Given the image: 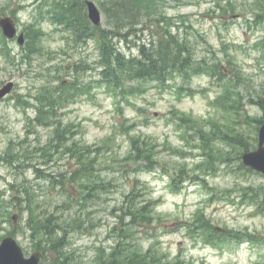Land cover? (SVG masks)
<instances>
[{"label":"rangeland","instance_id":"374dc122","mask_svg":"<svg viewBox=\"0 0 264 264\" xmlns=\"http://www.w3.org/2000/svg\"><path fill=\"white\" fill-rule=\"evenodd\" d=\"M93 1L101 12V27L111 29L103 5L99 0ZM162 1L164 4L154 16L145 11L143 22L150 26L162 17L161 24L182 44L193 48L194 58L206 56L221 63L225 72L234 69L246 73L252 85L243 90L247 98L240 102L241 108L232 106L237 104L233 98L224 99V105L215 104L227 85L216 84L208 73L189 75L184 84L191 89L187 95L177 97L174 88L181 85V80L172 76L170 89L148 83L140 86L139 93L118 92L115 96L96 79L99 68L93 40L87 38V44H77L63 27L36 17L43 0H0V17L10 16L18 28L12 40H5L8 48L0 45V87L8 81L14 83L11 96L0 102V240L11 234L26 256L45 246L32 235L28 218L41 215L43 208L51 212L55 205L71 202L67 194H61L59 185L71 189L65 170L69 171L76 162V150L64 149V145L81 141L98 148L97 167L100 171L109 165L101 176L112 181L114 187L98 191L99 200L93 196L87 200V190L79 187L81 178H77L75 198L79 199L72 200L70 207L63 210L64 218L72 221L66 231L64 250L76 264H109L108 255L118 240L115 230L121 224L119 208L129 189V177L138 178L146 186V194L138 201L150 202L151 224L135 228L141 253L150 249L164 264L177 260L180 264H264V177L238 168L244 150L230 137L238 130L255 136L258 124L253 120L264 117L261 105L252 104L259 101L257 94L264 102V51L258 45L264 24L257 27L253 23L256 16L264 14V0ZM38 21L45 36L38 41L37 50L29 52L26 30L30 23ZM20 33L22 44L17 43ZM144 36L148 40L147 32ZM118 45L126 55L137 54L133 43ZM80 60L88 66L87 70L78 71L86 72L84 76L66 68V64ZM74 79L77 88L87 92L74 96L70 92L58 114L62 124L74 128L75 134L53 148L54 127L38 126L33 119L41 105L39 91L49 85V90L57 95L62 80ZM64 89H68L66 85ZM176 113L186 116L187 123L176 120ZM244 113L250 118L246 123L251 124L241 126ZM225 133L230 135L228 141L224 140ZM131 137L153 142L151 150L153 160L159 162L158 168H144L143 160L130 155ZM212 152L217 154L213 161L216 172L200 169L195 173L198 180L191 179L175 191L176 183L172 181L177 180L178 163L193 168ZM24 154L27 158L30 155L32 161L20 159ZM224 155L225 162L221 159ZM137 165L142 170L132 173V167ZM123 166H127V171H122ZM29 190L39 202L30 207L32 211L28 206ZM15 212L19 215L14 226L10 216ZM198 212L214 227L229 230L231 236L209 243L198 238L189 228ZM76 218L86 226L92 223L93 228H77ZM244 233L254 234L260 241L240 239ZM49 256L52 259L58 255Z\"/></svg>","mask_w":264,"mask_h":264},{"label":"trees","instance_id":"16d2710c","mask_svg":"<svg viewBox=\"0 0 264 264\" xmlns=\"http://www.w3.org/2000/svg\"><path fill=\"white\" fill-rule=\"evenodd\" d=\"M85 0H45L44 3L46 7L40 9L36 17L41 19L50 20L54 24H58L63 27V30L68 31L71 39L74 42L81 44L84 38H91L95 43L97 48V64L96 67L99 68L96 77L97 81L101 83L100 86L108 88L114 92L117 90L121 93H139L140 86H147L148 83H156V85L161 87L168 86V81L170 77L175 75H182L188 82L190 78L189 75H194L198 73H208L216 83L223 82L227 85V89L223 92L222 98H233L236 100L237 104L232 105L233 107L241 108L240 102L247 97L242 89H246L249 86V79L245 74L240 71H235L230 69V71L225 72V68L221 66V63L214 62L211 58L206 56L193 57V48L189 45L182 44L181 41L176 39L175 35L167 29V26H163L162 20L156 19L157 25L159 23L160 27L151 30L148 43L140 42V32L144 30L142 21L146 20L145 11L149 14L158 13V5L162 0H99L103 5V13L107 17V24L111 26V29H105L101 26H92L86 16V11L84 10ZM155 3L149 6L146 3ZM151 15V16H152ZM150 16V17H151ZM257 22H264V14L256 16ZM163 21V22H162ZM256 22V21H255ZM38 23L32 22L29 24V30L27 31V37L29 38L27 49L34 51L38 48L37 38L39 34H43L41 27ZM133 38L135 39L134 45L137 47V54L132 56L125 55L118 46V43H133ZM0 43L6 45L4 38L0 35ZM261 47L264 51V35L261 40ZM67 69L71 70L77 76H84V73H79L78 71L87 70L86 66L82 64V61L74 62L67 65ZM67 90H62L59 88L56 91H50L49 85H45L39 91L40 94V107L37 108L38 113L33 118L34 123L38 126L43 127H54L53 138L54 146L60 145L62 140L69 139L70 136H74V128L69 127L68 124L63 125L58 114V110L63 107L64 102L70 97V90L73 93L85 94L81 88H77L75 79L68 85ZM242 88L241 91L238 90ZM185 91V90H184ZM229 91V92H228ZM87 92V91H86ZM180 91H177V93ZM235 96L238 98H235ZM260 102V103H259ZM259 102L264 110V102L259 98ZM224 101L221 99L217 106L224 105ZM263 104V105H262ZM174 113V112H173ZM177 120H181L187 123L188 119L186 116H180V113L174 114ZM250 118L248 114L244 113L241 115V126L249 125ZM255 122H259V119H254ZM195 129V128H192ZM228 133L223 136L224 140L229 138ZM248 135L243 132V130L237 131L235 135L231 134L230 137L234 138L240 143L243 150H247L252 147L251 142H247L246 139ZM253 138V136H252ZM131 148L130 155H135L136 159L143 160L145 163L144 168L154 169L155 166L158 168V161L153 160L154 154L152 153L153 143L148 138L131 137ZM207 139V140H206ZM205 139V144L208 143V139ZM254 140L256 137L254 136ZM75 149L76 150V162L73 163V167L69 171L65 170L67 177L68 186L71 189H63L62 184L59 185L61 194H67L68 198L74 201L76 199L77 193H75V186L77 178H81L79 187L87 190L88 198L91 196L96 197L97 200L100 199V195L97 194L100 190L107 191L114 187L112 181H106L101 176V171L108 169L109 165L104 167L99 171L97 165H99L97 159L99 156L98 148L92 144L83 143L81 141H73L70 145H64V149ZM180 153V152H179ZM92 155V157H90ZM175 155V154H174ZM179 155V154H178ZM205 161L196 162L193 168L187 167L178 163L176 168V178L174 182L176 183L175 189L181 187L186 182L191 179L198 180L195 173L198 170L206 171L211 169L216 172L215 166H213V161H216L214 157L217 154L213 152L207 155ZM22 160H31L26 157V155L20 156ZM222 161L225 162L227 157L224 155L221 157ZM136 160V162H138ZM20 163V162H18ZM14 165L16 162L13 163ZM20 165V164H19ZM204 165V168L201 166ZM97 167V168H96ZM140 165L133 166L131 172L136 173L141 171ZM123 172L127 171V166H123ZM130 172V173H131ZM170 173V172H167ZM208 173V172H205ZM65 175V174H64ZM175 177L172 176V180ZM61 183V182H59ZM129 189L124 193V199L120 204L119 222L120 226L116 229V234L118 240L112 248L111 253L108 255L109 264H164L159 256L154 257L153 251L150 249L146 253H141L138 249V244L135 241L136 227L149 226L152 222L151 210L148 208V200L145 199L143 202H139V197H143L146 194V186L138 178H128ZM52 187V186H51ZM251 197V196H249ZM254 198V196H252ZM84 200L85 197H84ZM71 202L64 201L62 204H57L54 206L53 211H49L47 208L42 209L41 215L36 214L35 216H30L28 218V225L31 227V233L33 236H37L42 242L45 243L40 250L42 253L41 264H76L73 258L70 256L68 251L64 250L67 238V229L69 228L68 221L63 216V210L70 207ZM39 202L36 201L35 196L29 190V210L30 207H34ZM85 202H83V205ZM79 222L78 218L74 219ZM91 219H89L90 221ZM127 220V221H126ZM88 221V222H89ZM31 222V223H30ZM30 223V224H29ZM91 223L89 226L83 225L79 222L77 228H83L87 230L88 228H93ZM190 232L196 233L198 238L203 239L206 243L215 242L218 240L221 233L214 231L209 220L203 216L201 212H198L191 222L189 223ZM59 230L61 231L59 233ZM55 235H58L56 237ZM131 251V254L128 251ZM49 253L56 258L50 259ZM181 261L177 260L174 264H180Z\"/></svg>","mask_w":264,"mask_h":264},{"label":"water","instance_id":"95a60500","mask_svg":"<svg viewBox=\"0 0 264 264\" xmlns=\"http://www.w3.org/2000/svg\"><path fill=\"white\" fill-rule=\"evenodd\" d=\"M87 10L90 21L94 25H98L101 21V14L93 1H87ZM0 28L3 35L9 39L16 35V27L10 17H0ZM22 42L23 36L20 34L18 43L22 44ZM12 85V82H9L0 88V98L10 91ZM241 159L244 165L264 175V121L258 131L257 149L244 152ZM12 218L15 222L16 216L14 215ZM40 256L39 252H34L29 257H25L21 247L11 237L4 238L0 243V264H39Z\"/></svg>","mask_w":264,"mask_h":264},{"label":"flooded vegetation","instance_id":"af4514ba","mask_svg":"<svg viewBox=\"0 0 264 264\" xmlns=\"http://www.w3.org/2000/svg\"><path fill=\"white\" fill-rule=\"evenodd\" d=\"M10 95H11V93H10ZM2 163V160H1V162H0V164Z\"/></svg>","mask_w":264,"mask_h":264}]
</instances>
